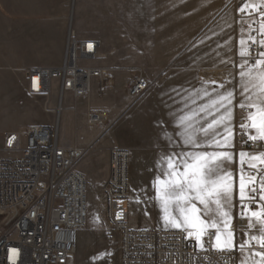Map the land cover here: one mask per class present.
Instances as JSON below:
<instances>
[{
  "label": "crops",
  "instance_id": "0c3cea01",
  "mask_svg": "<svg viewBox=\"0 0 264 264\" xmlns=\"http://www.w3.org/2000/svg\"><path fill=\"white\" fill-rule=\"evenodd\" d=\"M14 1L10 6L17 18L5 26L1 24L4 27L0 31L11 32V38L16 33L28 32L22 37H27V41L29 38L35 39L37 50H31V45L25 43L21 50L13 48L15 53L8 56L12 49L9 45L13 43L12 39L8 40L9 36L5 43L7 53L1 63L23 65L25 87L27 68L57 67L62 64L70 31L81 39L98 42V53L92 61L98 60L104 64L93 65L140 68L149 79L150 88L134 101L128 98L123 88L108 93V97L117 93L120 99L110 109H102L112 123L99 137L95 135L98 127L87 125L86 110H78L77 105V113L64 111L67 112L65 120L73 118V121L85 122L95 134L90 133L86 139H79L77 130L61 131L59 121L57 123L62 139L64 134L70 135L69 131H72L74 137L71 142L87 149V153L76 163V169L86 179L96 176L101 187L108 175L109 149H130V161L139 164L141 174L149 176L137 177L136 172L129 181L128 221L133 227H142L136 220L135 212L142 208L147 195L154 194V191H150L151 183L158 172L167 137L178 139L174 135L176 125L170 113L182 106L179 102L187 94L184 90L198 88L202 81L221 83L230 78V72L237 71L232 69L230 63L221 62L228 60L230 55L234 60H239L242 23L236 18V6L230 3L231 0H72L69 7L65 5L56 12L53 7L49 9L46 6L45 0ZM246 3L256 5L260 0H246ZM83 10L86 15L84 20L81 16ZM74 11L76 21L86 24L85 29L74 27ZM244 34L246 37L245 31ZM230 37L232 53L228 52L229 45L225 44ZM120 49H133L135 53H142L143 49L147 57L126 60L123 57L125 51ZM30 52L32 55L28 56ZM130 77V71L118 73L116 82L126 83ZM173 89L180 94L177 95ZM37 97L45 99V107H53L55 111L58 81H52L48 96ZM91 97L89 107L92 109ZM65 99L68 101L69 97L66 95ZM79 101L84 102L87 109L86 100L79 98L75 103ZM93 111L101 112L99 109ZM238 112L239 108H234V125ZM49 124L52 125V122ZM113 129L116 131L111 135V141L108 139L107 143H103L104 135ZM237 165L238 155L235 156L234 168ZM236 215L237 207L233 210V224ZM142 222L147 226L155 225L153 218L145 213Z\"/></svg>",
  "mask_w": 264,
  "mask_h": 264
},
{
  "label": "built area",
  "instance_id": "2783aa9c",
  "mask_svg": "<svg viewBox=\"0 0 264 264\" xmlns=\"http://www.w3.org/2000/svg\"><path fill=\"white\" fill-rule=\"evenodd\" d=\"M230 3L237 8L236 18L243 24L246 36L254 20L251 31L258 37L257 29L264 22V11L257 6L259 4L248 5L246 0H231ZM249 44L250 51L255 54L258 46L251 41ZM97 53L96 40L81 39L70 31L61 65L26 70V89L33 96H48L52 81H58L56 126L30 124L20 130L0 133V264H69L75 254L77 232L85 227L87 216L86 178L76 169V163L87 149L75 142H63L57 128L59 117L64 111L75 113L77 109L72 104L83 98L87 103V125L104 126L107 114L93 111L89 99L92 94L102 95L114 89V75L118 71L131 73L122 87L131 101L140 98L151 85L140 68L81 63L92 61ZM66 95L68 106L64 105ZM240 121L239 109L235 143L240 138ZM4 152L11 155L2 157ZM108 152V175L101 192L105 220L119 234L120 264H206L202 257L213 253L197 252L186 246L188 241L178 230L129 224L128 209L120 200L129 197L132 154L124 147H112ZM239 211L237 204L234 226L240 222ZM118 214L121 219H117ZM193 256L201 258L193 261Z\"/></svg>",
  "mask_w": 264,
  "mask_h": 264
},
{
  "label": "snow or ice",
  "instance_id": "6c2138e0",
  "mask_svg": "<svg viewBox=\"0 0 264 264\" xmlns=\"http://www.w3.org/2000/svg\"><path fill=\"white\" fill-rule=\"evenodd\" d=\"M257 6L264 11V0ZM254 23L246 37L241 25L239 60L230 55L221 61L237 69L229 79L202 81L200 87L184 90L182 106L170 113L178 139L167 137L151 183L154 194L145 193L144 203L158 206L163 230H178L186 246L213 253L215 258L202 257L206 264H264V22L258 37L252 35ZM231 39L225 41L229 53ZM249 41L258 46L255 54ZM234 108L241 110L237 143ZM237 204L240 222L234 226ZM200 258L193 256V261Z\"/></svg>",
  "mask_w": 264,
  "mask_h": 264
},
{
  "label": "rangeland",
  "instance_id": "374dc122",
  "mask_svg": "<svg viewBox=\"0 0 264 264\" xmlns=\"http://www.w3.org/2000/svg\"><path fill=\"white\" fill-rule=\"evenodd\" d=\"M9 3H8V2ZM16 1V0H15ZM14 1V2H15ZM18 1V0H17ZM32 1V0H30ZM43 0H41L42 2ZM72 0H45L46 6L53 7L52 9L58 12L59 8L62 9L67 5L69 7ZM12 0H0V29L5 26V24L14 22L17 18L16 15L13 14V10L10 6ZM8 3V5H7ZM234 5V4H233ZM68 11V9H67ZM66 11V12H67ZM69 13V11H68ZM68 15V14H67ZM74 27L78 29H85L84 23L78 22L76 12L74 11ZM72 16V17H73ZM82 18L85 19V10L82 11ZM49 17V16H47ZM67 18V16H66ZM3 24L4 26H2ZM11 32L0 31V133H5L8 131L20 130L30 124H47L50 125V121L52 122L53 127L56 126V112L53 110V107H45V99H42L37 96H33L28 93L24 80H23V65H16L12 63H1L2 58L6 56L5 50L7 43L6 38H9V34ZM28 32L16 33L12 38L13 43L9 45V48L12 49L8 52V56L12 53H15V48L21 50V46L31 45V50L35 51L36 41L33 38H29L27 41L26 36ZM14 48V49H13ZM123 52V57L128 60L140 59V57H147V54H144V50L142 49V53H135L133 49H120ZM32 52V51H31ZM28 53V56L32 55ZM27 56V57H28ZM81 63L88 64H104L102 61H82ZM114 67H125V66H114ZM126 71H118L115 75V88L107 91V93H103L99 95L95 93L91 97V107L93 110L99 109L101 112L107 113L106 111H102V109H110L114 106L117 101H119L120 97L116 93H113L110 97H108V93L115 92L117 90H121L125 83L116 82V75L118 73L125 74ZM124 90V89H123ZM64 105L68 106L69 103L67 99L64 101ZM72 105L76 106L77 109L81 111L86 110V104L82 101H79L77 104L74 102ZM42 112V114H41ZM100 112V111H99ZM65 113H62L61 119L59 120V129L63 131L67 130H77L79 139L87 138L90 135L95 134L92 128H88L85 122L81 121H73V118L70 121L65 120ZM77 113V112H75ZM72 114V111H71ZM111 118L108 116V121L104 126H99L96 128V137L101 136L105 133L108 127L111 125ZM58 128V126H57ZM58 129V130H59ZM92 129V130H91ZM116 129L113 131H108L103 138V143H107L108 139L111 141V135L115 134ZM70 135H63L64 143H71L73 140V132ZM70 136V137H69ZM116 140V138H115ZM114 141V140H113ZM101 142V143H102ZM0 145H1V134H0ZM11 154L9 153H1L2 157H8ZM140 166L133 161H130L129 167V178L134 176L136 172H138L137 177H149L146 174L140 173ZM132 175V176H131ZM87 183V216L85 227L77 232V244L76 251L73 257L71 258L69 264H120L119 260V243L118 236L119 234L110 227L104 217V199L101 192V185L96 176H92L86 179ZM146 200V199H145ZM120 204L129 206L128 200H120ZM142 208L137 209L135 212L136 220L138 224L142 227L154 228V229H162V222L159 220V209L158 206L153 204H145L142 203ZM147 212L149 216H151L154 220L155 225L147 226L142 222L144 213ZM237 238H243V233H238ZM110 253V255H108Z\"/></svg>",
  "mask_w": 264,
  "mask_h": 264
}]
</instances>
